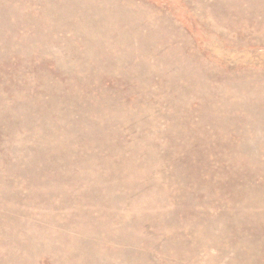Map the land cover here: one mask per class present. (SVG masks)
I'll return each instance as SVG.
<instances>
[{
  "label": "rangeland",
  "instance_id": "rangeland-1",
  "mask_svg": "<svg viewBox=\"0 0 264 264\" xmlns=\"http://www.w3.org/2000/svg\"><path fill=\"white\" fill-rule=\"evenodd\" d=\"M0 264H264V0H0Z\"/></svg>",
  "mask_w": 264,
  "mask_h": 264
}]
</instances>
